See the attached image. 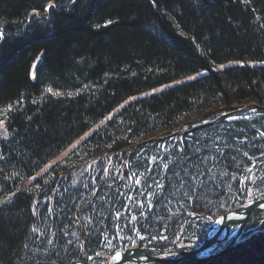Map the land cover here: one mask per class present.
<instances>
[{"label": "trees", "instance_id": "16d2710c", "mask_svg": "<svg viewBox=\"0 0 264 264\" xmlns=\"http://www.w3.org/2000/svg\"><path fill=\"white\" fill-rule=\"evenodd\" d=\"M0 32V264L193 250L264 198V0H0ZM262 212L178 264H264Z\"/></svg>", "mask_w": 264, "mask_h": 264}, {"label": "water", "instance_id": "95a60500", "mask_svg": "<svg viewBox=\"0 0 264 264\" xmlns=\"http://www.w3.org/2000/svg\"><path fill=\"white\" fill-rule=\"evenodd\" d=\"M40 59H38L33 65L31 74L34 75L36 67L39 65ZM35 66V67H34ZM243 110L238 109L236 111L228 113L226 116L230 117L241 113ZM180 132L175 131L171 136L179 135ZM264 209V198L253 200L246 205L237 206L236 208L229 210L223 214L218 215L214 222L211 223L207 235L204 241L193 250H171L162 251L153 247H131L124 248L116 251L109 256L107 262L104 264H178L185 260H201L209 258L215 255L210 254L212 249H215L219 245L226 243L230 236V229L234 226H239L236 234L226 247L220 252H223L233 246L239 239L243 232L247 221L251 214L257 210ZM151 251H155L156 254H152ZM71 264H90L88 262H74Z\"/></svg>", "mask_w": 264, "mask_h": 264}, {"label": "rangeland", "instance_id": "374dc122", "mask_svg": "<svg viewBox=\"0 0 264 264\" xmlns=\"http://www.w3.org/2000/svg\"><path fill=\"white\" fill-rule=\"evenodd\" d=\"M35 14H37L36 12H34ZM193 78V76H190V77H188V78H186L187 80H189V79H192ZM167 86H164V87H161V88H158V89H155V90H152L151 92H147V94H150V93H152V92H157V91H159V90H162V89H164V88H166ZM146 95V94H145ZM132 99H134V98H131V99H128L127 101H125L122 105H120L118 108H116L109 116H107L105 119H103L95 128H97L99 125H101V124H103V123H105L108 119H110L120 108H122L126 103H128L129 101H131ZM3 127H4V124L3 123H0V134L2 133V131H3ZM95 128H93V130L95 129ZM89 134V133H88ZM88 134H86V135H84L82 138H80L79 140H77L75 143H73L69 148H67L63 153H61L56 159H54L50 164H52V163H54V162H56L57 160H59V159H61V158H63L72 148H74L83 138H85V137H87V135ZM47 167H49V165L47 166ZM46 167V168H47ZM46 168L45 169H43L42 171H41V173L44 171V170H46ZM248 200H250L249 199V197H248ZM244 205H246V203L244 204ZM257 211H259V210H257ZM261 211H264V209H262ZM256 212V211H255ZM255 212H253V213H255ZM252 213V214H253ZM264 212H262L260 215L261 216H263L264 217V214H263ZM251 214V215H252ZM213 222H214V220H213ZM212 222V223H213ZM211 225V224H210ZM238 227L239 226H234V227H232L231 229H230V231H231V236H230V238H229V240L227 241L228 243H229V241H231L232 240V238L234 237V235L236 234V231H237V229H238ZM245 229V228H244ZM244 231V230H243ZM242 234V233H241ZM240 237H241V235H240ZM239 237V238H240ZM227 242L226 243H224L223 245H226L227 244ZM137 245H131L130 247H125V248H131V247H136ZM150 247V246H149ZM226 246H222V245H219V246H217L215 249H212V252H210V254H212L213 252L215 253V251L216 250H218V249H224ZM124 249V248H123ZM218 253V252H217ZM216 254V253H215ZM109 254H107L106 256H104L103 255V258H104V262H107V259L109 258Z\"/></svg>", "mask_w": 264, "mask_h": 264}, {"label": "snow or ice", "instance_id": "6c2138e0", "mask_svg": "<svg viewBox=\"0 0 264 264\" xmlns=\"http://www.w3.org/2000/svg\"><path fill=\"white\" fill-rule=\"evenodd\" d=\"M53 7H55V4L54 3H51V4H49L48 5V7H45L44 9H43V11L44 12H48L51 8H53ZM3 37V33L2 32H0V38H2ZM35 67V66H34ZM221 67H223V66H221ZM33 78H35V76L33 77ZM49 91H51V89H49ZM261 135H264V133H261Z\"/></svg>", "mask_w": 264, "mask_h": 264}, {"label": "flooded vegetation", "instance_id": "af4514ba", "mask_svg": "<svg viewBox=\"0 0 264 264\" xmlns=\"http://www.w3.org/2000/svg\"><path fill=\"white\" fill-rule=\"evenodd\" d=\"M241 205H244V204H241ZM239 205V206H241ZM149 247V246H148ZM151 247V246H150ZM152 254H156L155 251H151ZM78 262H81V261H78Z\"/></svg>", "mask_w": 264, "mask_h": 264}]
</instances>
